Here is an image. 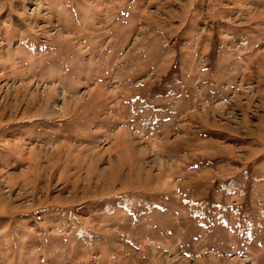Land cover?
I'll use <instances>...</instances> for the list:
<instances>
[{"label": "rangeland", "instance_id": "obj_1", "mask_svg": "<svg viewBox=\"0 0 264 264\" xmlns=\"http://www.w3.org/2000/svg\"><path fill=\"white\" fill-rule=\"evenodd\" d=\"M0 264H264V0H0Z\"/></svg>", "mask_w": 264, "mask_h": 264}]
</instances>
